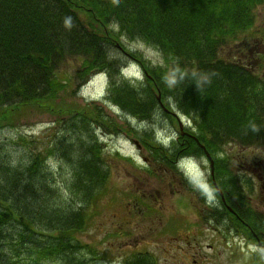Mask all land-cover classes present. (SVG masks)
Returning <instances> with one entry per match:
<instances>
[{
    "label": "trees",
    "instance_id": "trees-1",
    "mask_svg": "<svg viewBox=\"0 0 264 264\" xmlns=\"http://www.w3.org/2000/svg\"><path fill=\"white\" fill-rule=\"evenodd\" d=\"M263 1L0 0V128L17 122L11 117L27 105L54 113L56 108L47 104L67 90L57 70L75 57L82 66L71 78L87 80L94 71L106 72L104 101L124 113L120 118L139 119L137 138L148 151V169L161 168L160 161L173 159L179 151L174 142L160 145L152 129L164 119L175 123L172 110L192 121L203 146L221 144L227 133L261 142L264 85L244 66L222 58L220 51L252 31L255 8ZM121 36L151 45L165 62L154 68L140 62L143 87L127 102L120 96L134 88L118 76L125 63ZM88 104L66 110L56 120V133H19L0 144V264H89L84 253L88 243L74 239L91 224L99 197L111 191L115 159L106 154L91 122L113 131L121 124L97 103ZM193 109L201 112L200 120H194ZM124 123L131 125V119ZM192 153L201 150L196 147ZM225 173L218 170L217 176L225 180ZM207 209L197 212L201 222L208 218L212 225L240 228L239 220L249 223L252 217L238 211V220L221 222L228 213L224 207ZM9 238L15 243H6ZM123 261L158 264L142 252H132ZM245 264H259L257 254Z\"/></svg>",
    "mask_w": 264,
    "mask_h": 264
},
{
    "label": "rangeland",
    "instance_id": "rangeland-1",
    "mask_svg": "<svg viewBox=\"0 0 264 264\" xmlns=\"http://www.w3.org/2000/svg\"><path fill=\"white\" fill-rule=\"evenodd\" d=\"M256 11L255 25L264 23V6H259ZM255 25L252 24L251 28L254 29ZM247 33L253 32L247 31L245 34ZM118 43L123 46V52L120 51L125 56V64H120L119 67L132 61L139 64L143 62L153 68L165 65L163 55L148 45L129 41L122 36ZM252 43L254 41L248 36L234 40L229 47V57L240 58L241 50L252 47ZM253 48L263 49L259 46V42ZM220 52L225 54L224 49ZM261 62L263 60L259 61ZM255 63L254 60L250 65H256ZM80 66H82L81 61L75 57L65 59L59 66L57 77L67 83V90L59 91L58 98L47 104L56 108L54 113L47 112L46 107L37 108L28 105L21 107L18 114L11 117L14 120L18 119L17 122L0 128V144L10 143L12 137L19 133L38 135L49 129L48 133H56L59 129L56 120L63 119L66 110L87 108L90 104L86 101L99 103L108 115L116 113L119 115V110L115 111L104 101L108 89L105 76L94 73L87 82L83 79L71 78ZM84 82L86 83L83 84ZM130 119L131 125L124 123L125 120ZM138 120L130 116L118 118L121 127L115 128L114 131L113 128L105 127L100 130L102 133L98 134L99 140L105 145L106 154L116 160L112 159L111 163L109 180L111 191L99 197L101 203L92 214L91 224L77 236L84 243L98 242L96 244L106 248L102 255L97 256L93 264H117V257L120 256L123 261L126 253L132 252L154 256L158 264H245V259L250 261L254 257L253 253L257 251H254V248L253 253L247 250L245 235L241 232L236 234L235 231L231 232L223 227H220L222 231H217L206 223L198 226L196 209L203 207H196V203L202 206L197 193L187 191L182 183L177 182L178 178L173 180L168 170L164 175L160 169H147L142 157H148V151L139 150L133 144V139H137L142 130ZM183 120L185 126L189 127V118L185 116ZM143 123L150 125L147 121ZM170 127L177 130L176 121L170 124L164 119L152 129L167 142L171 135ZM231 150L233 151L231 155L234 156L238 149L233 147ZM258 151L259 156L263 155V149L259 148ZM114 153H118V157H115ZM234 159L235 164L229 161V169L237 173L233 170H236V164L240 160L235 157ZM56 164L57 162L52 168H57ZM237 174L245 179L249 177L248 172L244 170H240ZM258 191L263 194L262 190L257 188L253 195L256 197L255 202L257 198L260 200ZM135 204L141 206L138 208ZM250 240L254 242L253 238Z\"/></svg>",
    "mask_w": 264,
    "mask_h": 264
},
{
    "label": "bare ground",
    "instance_id": "bare-ground-1",
    "mask_svg": "<svg viewBox=\"0 0 264 264\" xmlns=\"http://www.w3.org/2000/svg\"><path fill=\"white\" fill-rule=\"evenodd\" d=\"M257 36V35H256ZM137 43H141L144 45H148L143 41H136ZM149 47H152L151 45H148ZM154 48V47H152ZM155 49V48H154ZM252 48L242 49L240 52V58L237 61V65L243 66L246 62L248 55L250 54ZM245 70L252 74L255 78H257L260 83L264 85V61L256 64V65H246L244 66ZM95 73V72H94ZM127 82H129L130 85L134 88V90L127 91L121 94V98L123 100L128 101L131 97L137 98V93L135 91L141 90V87H143L142 84L138 82L136 77H131L130 79H125ZM108 79H107V85H108ZM135 86V87H134ZM129 97V98H128ZM264 101V97H263ZM91 103V101H86ZM113 105L112 103H110ZM118 108V107H117ZM262 108L264 109V104L262 105ZM119 115L117 117L120 119L122 114H124L119 108ZM194 115V120L198 119L200 120V113L198 109L191 110ZM263 111V110H262ZM92 130H94L95 135L97 138H99V133H102L101 125L97 124L96 122H91ZM29 135V134H27ZM197 137V136H196ZM198 138V137H197ZM174 144H181L180 139H173L172 143ZM199 148L201 151L210 152L212 154L218 155L220 157V161L222 164L232 161L234 162V157L240 162H238L236 165V172L240 173V170L248 172L249 177L246 179H243L242 177H234L230 176V180H223L217 177V171L222 166H215L214 162L209 160L207 162L201 163V157L197 158V162L194 161V157L192 156V152L195 150V148ZM236 148V154L233 156L231 155V148ZM263 149V155L259 156L258 149ZM261 153V154H262ZM139 156V155H138ZM162 160L161 168H163L161 173L165 174V171L168 170V167L170 164L174 165V170L178 171L184 176H194L199 179H204L209 181H212L215 185L220 188V194L217 196H221L223 199H228L229 192L232 193L233 202L238 205L242 206H249L253 210V216L249 219V223H247L245 226V236L250 238H264V180L263 178V167H264V140L261 142H257L255 140V137H241L237 134H225L224 141L219 145L214 146H206V147H199L197 143L191 141V139L186 140L182 144V148L175 153V156L173 159ZM240 163V164H239ZM154 167V166H153ZM174 182V181H173ZM179 183V181H177ZM257 188L262 190L263 194H261V191H258L260 200L258 198L255 202V195L254 193L257 191ZM195 190L198 192L197 196L200 198L201 201H204L206 198L211 196V191L208 187H202L201 185H196ZM216 197V198H217ZM258 197V196H257ZM217 198V199H218ZM140 201V200H137ZM141 205L135 204V207H140ZM199 214V212H198ZM142 215V214H140ZM223 218L221 222H227L233 219V216L230 213H224ZM144 217V216H143ZM145 219V218H144ZM145 227V226H143ZM108 239V238H106ZM105 239V240H106ZM76 241H78V238L75 237ZM6 243L12 244L15 243V240L12 238H9L6 240ZM98 242H91L88 244H85L84 253L86 255V259L88 260L89 264H93V261L97 258L99 254L102 255L103 250L106 251V248L100 247L99 244H96ZM76 253L80 254L82 253L80 246H75ZM99 251V252H98ZM117 264H128L119 257H117ZM52 264V263H50Z\"/></svg>",
    "mask_w": 264,
    "mask_h": 264
},
{
    "label": "flooded vegetation",
    "instance_id": "flooded-vegetation-1",
    "mask_svg": "<svg viewBox=\"0 0 264 264\" xmlns=\"http://www.w3.org/2000/svg\"><path fill=\"white\" fill-rule=\"evenodd\" d=\"M255 40L256 41H259V46H262V47H264V23L263 24H259L257 27H255ZM257 35V36H256ZM251 60H252V52H250V54L248 55V58H247V60H246V62H245V64H249L250 62H251ZM256 61V63L255 64H258V62L260 61V60H255ZM188 135L187 134H183V137L181 138V139H183V138H185V137H187ZM180 138V136H177V138L176 139H179ZM181 144H183V141H181ZM263 173H264V167H263ZM263 180H264V174H263V178H262ZM209 185L212 187V185H211V181H209ZM215 187V186H214ZM213 188V187H212ZM213 190V194L215 195V197H217L219 194H220V191H217V189L215 190V193H214V189H212ZM220 197V200L222 201V203L226 206V207H228V209L230 208V211L231 210H235V208L233 207V205L235 204L234 202H233V197H232V195H231V197L230 196H228V197H230L231 198V200L232 201H230V202H227V199H225V202H223V198L221 197V196H219ZM218 198V197H217ZM236 206H237V204H235ZM236 208H238L239 210H242V206H240V205H238Z\"/></svg>",
    "mask_w": 264,
    "mask_h": 264
}]
</instances>
